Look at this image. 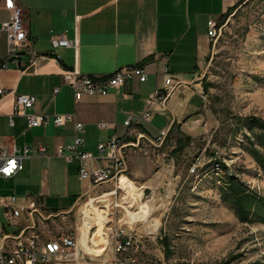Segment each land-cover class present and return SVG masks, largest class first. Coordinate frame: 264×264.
<instances>
[{"label":"rangeland","instance_id":"rangeland-1","mask_svg":"<svg viewBox=\"0 0 264 264\" xmlns=\"http://www.w3.org/2000/svg\"><path fill=\"white\" fill-rule=\"evenodd\" d=\"M219 22L223 25L221 35L216 43L211 41L194 80L181 83L167 103L156 107L161 115L156 112L153 121L147 123L157 133L167 130L164 143L155 147L143 142L142 151H127L125 180L131 183H126L124 192L140 193L137 203L131 208L125 206L126 212L112 207L113 213L107 218L108 206L99 207L106 202L95 200L94 206L90 201L85 205L112 188L86 195L68 214L42 223L39 230L43 237L56 238L62 232L76 230L87 264H115L122 253L109 247V233L112 224L123 216L144 237L139 252L125 253L136 257L130 264H264V222L260 214L253 210L251 220L242 221L223 195L229 188L227 181L235 176L249 191L264 197V174L247 151L253 140L257 145L254 135L259 129L250 128L245 120L250 116L264 120V0H238ZM132 153L150 160L154 183L147 186L134 179L129 163ZM203 156L209 161L218 158L224 168L229 163L231 169L217 176L211 162H206L192 172L193 164ZM8 193L9 186L0 177V196ZM143 205L152 212L147 221L140 219L135 224L136 213ZM47 206L60 208L58 204ZM94 208L98 215L92 223L88 212ZM6 211L0 205V221L7 232H16L6 219ZM155 221L159 222L157 227Z\"/></svg>","mask_w":264,"mask_h":264},{"label":"crops","instance_id":"crops-1","mask_svg":"<svg viewBox=\"0 0 264 264\" xmlns=\"http://www.w3.org/2000/svg\"><path fill=\"white\" fill-rule=\"evenodd\" d=\"M16 1L24 9L30 47L21 52L26 65L10 62L7 68L0 69V88L9 93L3 103L0 101V149L11 153L15 146L17 154L22 155L28 147L34 153L23 158V168L15 175L3 177L11 193L0 197L16 196L20 203L34 200L44 212L62 216L71 212L81 197L109 190L114 183L95 186L89 180L80 179L79 161L68 163L59 155L58 147L73 141V121L61 127L53 122L29 127L26 116L16 115L12 124L8 113L14 97L35 95L36 103L29 112L74 114L77 121L85 124L82 150L97 153L100 142L126 136L125 120L143 113L151 95L157 87H164L169 74L184 83L194 80L211 47L208 21H221L238 2ZM10 14L8 2L3 0L0 26ZM62 34L75 40L77 47L54 49L52 39ZM7 52L6 34L0 31V60L6 58ZM133 65L145 66L149 73L146 81H129L106 95L84 94L78 102L73 87L62 75L63 71L74 69H78L81 76L108 75L119 67ZM100 123H107L109 127L101 128ZM157 131L143 122L129 140H135L138 132L155 135ZM42 146L46 147L44 153L40 152ZM149 162L139 154L129 155L137 183L148 186L155 182ZM104 185L108 186L103 188ZM48 203L58 204L60 208H50Z\"/></svg>","mask_w":264,"mask_h":264},{"label":"built area","instance_id":"built-area-1","mask_svg":"<svg viewBox=\"0 0 264 264\" xmlns=\"http://www.w3.org/2000/svg\"><path fill=\"white\" fill-rule=\"evenodd\" d=\"M11 9L10 18L3 21L0 31L5 32L7 39V56L4 60H0V69L8 67L10 62L17 65H26L21 58L23 49L30 47L28 39V31L24 25V10L16 0H7ZM208 35L211 41L217 42L221 35L223 25L219 21L210 19L208 21ZM54 49L60 47H77L75 40L68 38L65 34L54 37L52 39ZM55 54V50L52 51ZM35 61L32 60V63ZM167 72V70H166ZM148 72L143 65L122 66L113 71L110 75H80L78 69L65 70L62 75L69 85L74 89L75 100H81L84 94L87 95H106L112 89H118L127 82L137 79L144 82L148 79ZM183 81L176 79L169 74L164 87H157L151 95L147 107L140 116H129L125 120L127 126V134L124 138L112 137L108 141L98 144V152L84 151L82 147L85 145L83 136L85 124L75 119L74 114L56 113L54 115L38 114L29 112L36 103V96L32 94L16 95L11 103L9 117L13 124V117L16 115L26 116L29 127L48 125L51 122L55 126H64L67 122H74V138L69 143L62 144L58 147V153L66 162L71 163L79 161V177L82 180H89L95 186L113 182L114 185L109 192H103L99 197L91 198L86 202L100 201L106 202L99 207L108 206L107 218L112 213L110 208H119L125 210L126 207L131 208L137 203V198L132 193L124 192L126 188L122 184V177L128 169L127 151L129 148L142 149V143L153 144L159 147L164 143L167 136V130H160L157 135H149L147 133L138 132L135 140H129L134 135L141 123H150L154 119L156 107L159 104H165L169 96ZM59 89H56L58 92ZM9 93L5 89L0 88V101L6 99ZM205 99V96H204ZM2 110V109H0ZM2 115L0 111V116ZM101 128H107V123H100ZM1 132V125H0ZM45 146L40 148V152L44 153ZM34 151L26 148L24 153L17 154L14 146L13 152H7L6 149H0V177H11L23 168L22 160L28 157ZM206 162H211L212 172L217 176L225 174V170H230V164L227 168L216 157H211V161L206 157H200L193 164L192 172H196L199 167H204ZM104 163V164H101ZM127 177V176H126ZM126 193V194H123ZM145 191L142 190V197ZM81 197L78 202L82 201ZM144 198V197H143ZM0 205L7 209L5 212L6 219L10 225L16 228V232H7L4 223L0 222V264H87L88 258L79 247L78 231H68L60 233L56 238L52 236L43 237L39 230L42 223L51 221L59 217L60 213H46L40 205L31 200L28 203H20L16 196L0 197ZM126 206V207H125ZM84 213V210H83ZM143 221L141 216L136 217L135 224L139 220ZM126 223L123 216L118 218L117 223L112 224L110 228L109 238L110 246L116 253H122V257H116L115 264L135 263L136 257L126 255L129 250L139 252L143 242V235H139L136 230ZM130 228V229H129ZM111 234V237H110Z\"/></svg>","mask_w":264,"mask_h":264},{"label":"trees","instance_id":"trees-1","mask_svg":"<svg viewBox=\"0 0 264 264\" xmlns=\"http://www.w3.org/2000/svg\"><path fill=\"white\" fill-rule=\"evenodd\" d=\"M234 6L230 10H232ZM245 120L250 128L256 127L259 129V132L254 135L259 148H257L253 140V142L247 146V151L254 157L264 174V120L256 116L247 117ZM250 139L252 140L251 137ZM242 182L235 176L229 178L227 181V186L229 188L226 189L223 194L225 201L232 206L242 221H250L252 211L256 210L255 213L260 214V219L264 222V197L256 192L249 191Z\"/></svg>","mask_w":264,"mask_h":264},{"label":"bare ground","instance_id":"bare-ground-1","mask_svg":"<svg viewBox=\"0 0 264 264\" xmlns=\"http://www.w3.org/2000/svg\"><path fill=\"white\" fill-rule=\"evenodd\" d=\"M127 182H129V181H127V180H125V175L122 177V184L124 185V186H126V183ZM129 183H131V182H129ZM132 192V194H133V196L135 195V196H139L140 195V193H138V194H136V193H134L135 191L134 190H132L131 191ZM90 203L92 204L93 202H92V200L90 201ZM93 205V204H92ZM94 206V205H93ZM92 206V207H93ZM149 209V210H146V209ZM97 208H94V210H91L92 212H88V214H89V216L92 218V220H90L92 223H93V219L95 218L94 216L95 215H98V211L96 210ZM132 212V211H131ZM151 212H152V209L151 208H149V206H147V205H143V207H142V209H141V211L140 212H134V214L136 213V215L137 216H135V217H138V216H141V218L142 219H146V221H147V219H148V217H149V215L151 214ZM103 214V213H102ZM104 215H105V213H104ZM133 215V214H132ZM103 217H105V216H103ZM132 218H134V216H132ZM89 221V222H90ZM158 224H159V222L158 221H155V226L157 227L158 226ZM107 259L108 258H106V257H102V260L103 261H107Z\"/></svg>","mask_w":264,"mask_h":264}]
</instances>
